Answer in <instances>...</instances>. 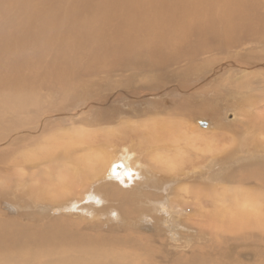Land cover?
Instances as JSON below:
<instances>
[{"label": "bare ground", "instance_id": "6f19581e", "mask_svg": "<svg viewBox=\"0 0 264 264\" xmlns=\"http://www.w3.org/2000/svg\"><path fill=\"white\" fill-rule=\"evenodd\" d=\"M261 11H264V0H73L72 3L69 0H0V110L6 108L4 110L12 113L23 111L18 115L24 113L25 116L29 106H43L45 100L39 90L44 89L48 93H58L57 101H63L65 104L72 101L74 105L68 110V107H71L69 102L63 109L61 107L62 110H53L49 114L51 117H56L59 113H70L71 118L73 114L87 108L91 113L86 111L87 117H78L77 120L88 125L102 121L112 122L123 113L144 115L142 109L151 110V113L154 110L173 111L171 115L170 112L165 113L166 116L161 119L149 118L146 123L138 122L139 132L134 130V134L128 129L134 126L130 121L121 122L116 128H111L120 129L119 132L124 130L127 134L125 139L133 136L137 146L145 143L154 146L152 151L155 154L149 151L142 156L146 165L141 163V154H136L137 152L128 146L122 145L125 147L120 146L116 150L110 148L109 143L112 144L114 139L121 142L124 140L120 135L111 134L114 130L103 128L91 136L93 142L100 141L97 148L95 147L96 150L90 151L91 153L84 152L77 156L67 152L68 154H59L57 157L54 152L56 160L52 159L54 161L48 163L46 168L39 167L41 172L33 170L34 166L29 168L36 172V178L23 175L13 179L11 189L3 191L2 195L13 197L17 203L0 201V208L7 206L12 212L18 209L19 218H5L3 211V215L0 213V264H264V208H261L263 196L243 188L244 182L249 179H256L264 186V143L256 141V128L247 126L242 134L232 132L233 138H227L226 141L223 135L219 137L218 134H212L215 145L207 141L205 150L201 148L200 152L194 144L197 138L192 136L190 144L194 153L189 152L191 155L189 154L187 159L197 153L201 154L200 156H206L212 151L213 154L214 151L216 153L220 149V140L232 146V151L229 150V155H226L228 162L225 159L221 164L224 166L223 170H220V167L219 171L215 168L216 158L212 155L207 157V164L194 167L198 175L197 180L201 181L202 178L201 185H198L199 182H192L190 185L183 183L182 177L186 174L185 169H182L186 161L185 154H162V150H158V147L165 143L163 140L166 136L180 135L183 125V128L186 126L185 115L198 111L196 108L188 111L185 104H180L184 101L179 99L190 100L192 108L200 106L197 103L200 99L196 90L202 86L208 87L222 70L231 72L230 68L234 67L238 68L236 72L247 69L264 72V59L260 58L264 57V54L260 57L252 53L250 55V52L244 51L246 48L240 47L257 43L256 39L264 42V27L259 28L260 23L264 25V12ZM238 49L244 52L240 53ZM202 55L213 56H210L213 63L205 61L209 62L210 66L202 63L201 66L196 65L194 59ZM173 63L186 68L169 74L166 81H160L162 84H148L146 81L147 86L133 85V72L150 74V70L151 75L153 71L168 72L167 67ZM101 71L132 72L126 77L122 75L127 74H120L121 84L128 87L117 88L118 84L109 86L107 82L105 86L108 90H117L99 99L98 94L92 96L93 94H89L91 88L100 90V84H84L85 80L82 81V78H91ZM247 73L251 72L247 70ZM78 82H82V86L85 85L80 93L82 86L79 87ZM168 82L173 84V88L165 96L159 94L164 96L163 100L147 98L152 93H164L166 90L161 92L160 85L165 86ZM109 99L121 103L118 107L114 105L115 102L112 105L105 103ZM100 100H104L103 105ZM93 103L95 106L92 107ZM96 104L99 108H95ZM95 109L97 113L93 114ZM219 113L213 109L208 113L212 121L210 124L214 129L226 131L229 126L220 121ZM34 117L23 118L19 123H30ZM224 117L231 120L235 114L233 111H227ZM199 121L200 119H196L195 124L201 128H209L208 122L203 126ZM192 123L194 122L190 123L191 126ZM192 130L198 133L197 129ZM262 132L264 133V130ZM100 134L102 141L99 140ZM47 138L51 141L54 139L53 135ZM79 141L81 142V139ZM243 148L244 157H238V151L241 152ZM40 150L35 147L33 151H26L22 156L23 160L29 164L30 161L33 163ZM120 151L122 154H119ZM2 154L6 153H0L1 169L5 167V156ZM52 155L51 152L47 156L51 158ZM72 157L79 162L78 165L75 166ZM256 158H261V162H256L257 165L250 167H247L248 163L242 166L238 163L251 159L255 161ZM9 159L11 160L10 157ZM69 159L71 161L68 164ZM229 159L230 166L233 164L235 169L225 175ZM24 169L21 170L23 173L26 172ZM0 179L4 181L7 177L0 174ZM222 180H226L225 183L217 188ZM135 181L144 185L139 189L132 188ZM125 188L126 191L123 190ZM133 194H137L140 203L149 202L143 197L147 194L153 198V203L146 204L147 207L137 203L139 209L129 202ZM187 194L194 198H191L192 205L188 203L189 212L183 211L179 204H187V201L185 204L180 198H186ZM87 199L95 203L101 200L100 202L104 201L106 205L100 208L95 205L90 207L89 204L94 203L86 204ZM116 201L121 204H114ZM109 202L113 204L111 208ZM47 211L54 216H49L51 214L48 215ZM71 211L79 212L80 218L83 214L92 218H104L106 221L121 214L120 218L114 219L117 227L131 226L134 229L139 227V230H153L160 244L164 234L172 242L169 246L175 250V256L172 258L173 252L165 250L160 244H154L151 234L140 236L137 229V233L127 230L124 231L125 234L118 236L109 233L87 235L86 232H80L75 226L77 219L67 215ZM47 215L51 219L40 222L43 216L48 218ZM202 215L209 216L210 221L202 219ZM187 218L194 219L186 221ZM94 221L97 224L102 222ZM178 221L195 227L196 231L205 237L210 236V242L202 247H191L186 241L177 244V237H180L177 231L182 229V226L177 224ZM208 224L210 233H206V230L203 232ZM222 226L226 227L227 233L235 235L236 242H230L234 236H229L228 241L225 238L219 243L214 241L219 232H215V228ZM186 232L195 231L186 228ZM179 249L188 250L189 254H184L185 252L178 251Z\"/></svg>", "mask_w": 264, "mask_h": 264}, {"label": "rangeland", "instance_id": "374dc122", "mask_svg": "<svg viewBox=\"0 0 264 264\" xmlns=\"http://www.w3.org/2000/svg\"><path fill=\"white\" fill-rule=\"evenodd\" d=\"M69 1H70V3H72L73 0H69ZM34 3H36V1ZM261 12H264V11H261ZM262 25H263V23H260L259 28L264 27V25L263 26ZM252 28H254L255 30L258 29L257 27H252ZM90 40H92V39H90ZM255 42H257V43H252V45H251V43H248V44H244L243 46H240V47L241 48H246V49H244V51H247V53L250 52L249 53L250 55L252 53V54H255V56L257 55V57L258 56L260 57L262 54H264V52H260V51H264V42L261 43V41H259L257 39L255 40ZM258 43L263 45V46L258 45ZM254 45H257L258 47L254 46ZM251 47H253V48H251ZM238 50H239L240 53L244 52L243 50H240V49H238ZM252 51H254V52H252ZM206 56H208V57H206ZM210 56L211 55H202V56H199V57L197 56V59H194V63L196 65H199V66H201V63H202V65L207 64L208 66H210V63H213L211 61L212 59L210 58ZM211 57H213V56H211ZM260 58L264 59V57H260ZM205 61H209L210 63L209 62H205ZM203 62H205V63H203ZM178 67L180 68L181 66L178 63H173V65L167 67V71L168 72H166L165 70H164V72H159V73L153 71L152 72L153 75H151V71L150 70H149L150 74H148L147 72H140V73L139 72H133V74H132V72H126V71H123V72L122 71L121 72H119V71H110L111 73L110 72L106 73V72H102L101 71V72H97L96 73L97 75L95 74V75L91 76V78L89 76H87V78L83 76L82 81L85 80V81H83L84 84H86V82L87 83L89 82L90 84H93V83L94 84L95 83L96 84H100V87H99L100 90H98L95 87H93V88H91V91L89 92V94H93L92 96H97V94H98L97 98L99 99L101 96H105L109 92H115L117 90V88H123L124 89V88L128 87V85H126V84H121L122 80H121L120 74H127V75H122V77L130 76L131 74H132V76H134V78L137 77L135 79L133 78V85L134 86H139V85L147 86L148 84H152V83H155V82H159V84H162V83H160V81H166L167 77H169V74H172V73L174 74L178 70H181V69L183 70L184 68H186V67L182 66L180 69H178ZM228 69L229 68H227V70ZM236 69H238V68H234L233 67V68H230L231 72H225L224 70L218 72L217 75L214 77L213 82L209 84L210 87L209 86L208 87L202 86L201 88H198L196 90V93H197V91L199 93V99H200V101H198L197 103L200 104L201 107L200 106H196V107L193 106V108H192L191 105H190L191 104L190 100H188L185 97H184L185 100H181L182 98L179 99V101H181V102L184 101V102H182L180 104H181V106H182V104H185V106L189 109L188 111H190V109H194V108H196L198 111H194V114H191V112H190V114L188 116L185 115V123L184 124L186 125L185 126L186 129L183 128L184 127V125H183V127L181 129V133L179 132L180 133V135H179L180 138H179L178 135H176L178 133L175 134L177 137L176 136L174 137L172 134L169 135L170 137L166 136V138H164V140H163V142H165V143L162 144L161 146H159L158 150L159 149L162 150V154H185L184 157L186 158V161L182 165V167H183L182 169H185L184 171H186L185 176L182 177L183 178V183L185 185L193 184L192 182H196L197 184L199 182L198 185L202 184V182H203L202 178H201V181H200V179L197 180L198 179L197 178L198 175H197V172L195 171L194 167H198L199 165L207 164L208 163L207 157L209 155L210 156L212 155V156H214L213 158H216L215 161H216L217 164L216 165L214 164L215 168L218 169L220 167L221 168L220 170H223L224 166H222L221 164L227 158L226 155L227 156L229 155V154H227L229 152V150L232 151V149H231L232 146H230L227 142L224 143V142H222V140H220L219 141L220 144L218 143V149L220 148L219 150H221V151L218 150L216 153L214 151L215 155L212 153L213 151L211 153H209V154L207 153L206 156L203 154L204 155V156L202 155L203 157L200 156L201 154L197 153L198 155L197 154L196 155L193 154L190 159H187L191 155L189 152L194 153L192 145L190 144L192 136H195V138H197V142L194 143V144L196 145L197 150L200 152L201 148H202V150H205L204 146H205V142H207V141H211V144L214 143L213 145H215L216 142L214 141V138H213L214 136L213 135H216V134H218V136L219 135L220 136L223 135L225 137L224 141H226L228 139H232L233 138L232 132L233 133H241L242 134L243 130H245V128L247 126H252L253 128H256V133H255L256 134V141L264 143V133L262 132L264 130V126H263V124H264V72H261L259 70H254V72H253L250 69H247L251 73H247L246 74L247 70H241L243 72H236ZM129 73H130V75H129ZM137 75L140 76V77L138 78ZM95 77H97V78L95 79ZM154 78H156V79H154ZM200 79H202V76L200 77ZM105 81H106V83H104ZM134 81H136V82H134ZM146 81L148 82V84L146 83ZM107 82L109 83V86L110 85L114 86V84H118V86H117L116 89L111 88L110 90H108L107 86H105L107 84ZM102 83H104V84H102ZM82 85H83L82 82H78V86L79 87L82 86ZM172 85L173 84L172 83L170 84V82H168L165 86L160 85L161 86L160 87L161 88V92H163L164 90H166V91H164V93H157V94L156 93H152V94L148 95L147 98H149L151 100H155V101L163 100L162 98L167 94V92L170 93L172 91V88H173ZM84 87H85V85L82 86L79 89V93L81 92V90ZM104 88H106L107 90L104 89ZM39 92L41 93V95L44 96L45 103L43 104V106L44 105L45 106L37 108V107H35L36 105H31V106L28 107L27 115H25V116H24V113L18 115L19 112H23V111H16V112L12 113V112H9L7 110H4L6 108H3V109L0 110V123H2V125H0V128H1L0 129V147H1L0 148V153H3V152L6 153L5 155L2 154L3 156H5V160L3 161L5 167H3L2 169L0 168V174L1 175H5L7 177V180H4V181L2 180L3 182L0 179V201H2V202L5 201V202H9V203L11 202V203H14V204L17 203V201L13 197H3V195H2L3 191H6L7 189H11L10 185H12L14 180H16L15 179L16 177H20V176L24 175L25 177L36 178L34 173H36L37 171L41 172L43 168H46V165L48 163L53 162L54 160H56V158L58 157L59 154H68L69 153V154H76L77 156H79V155L83 154L84 152L87 154L90 151L92 152V151L96 150V148H97L98 144L100 143V141L93 142L92 141L93 138L91 136L93 135L94 132L100 131L103 128L107 129L108 131L114 130L113 132H111V134L120 135V136H122V140H124V141L121 142V141H118V140L114 139L112 144L109 143V147L113 148V150H116V149H118V147H120L122 145H125V146H128L131 149H134L137 152L136 154H141V159H142L143 154L144 153H148L149 151L152 152V154H155V152L152 151V150H154L153 149L154 146H152V147L148 146L147 143H145L144 145H141V146H137V143L135 142L136 139L133 138V136L130 137L129 139H125L127 134H126V132L124 130H122V132H119L120 129L116 130V129H111V128H116V126L119 125V123H121V122L129 123V121H130V123L133 122V125H134V126H132L133 130H132L131 127L130 128L127 127V128L132 131V134H134V130L139 132L140 127H137V126H139L138 122L142 121L141 123H146L147 119H149V118H154V120L155 119H161L162 117L166 116L165 113H169L170 112L169 114L171 115V113L173 112L172 110L166 109L165 111L161 110V112H159L158 110H154V112L151 113V110L142 109V110H144L143 111L144 115L137 116V115H133L132 113L130 114V112L129 113H123L118 118L114 119L112 122H103L102 121V122L92 123V124L88 125L86 123H82L81 121L77 120L78 117H82V116L84 117V116L87 115V113H91V111H88L87 108H83L84 111L83 110L82 111L80 110L81 112L78 111L80 113H76L75 112L76 114H73L71 118H69L70 113L69 114H67V113H62L61 114V113H59L58 116L51 117L49 114L52 113L53 110H60L61 107L63 109L65 107V105L69 104V102H70V106L71 107H68V110H70L72 108V106H74V105L72 104V101L66 102L67 104H65V102L60 101V100L57 101V99L59 97L58 93H48V91L46 92L44 89L39 90ZM43 93H45V94H43ZM159 94H163L164 96L161 97V95H159ZM200 96H201V98H200ZM115 97H114V99H116ZM109 100H108L109 102L107 101L105 103H108V104L112 105L113 102H115L114 105L116 107H118L120 105V103H121V102L119 103L118 100H113V99H112L113 101L111 99H109ZM137 100H140V99L137 98ZM248 100L250 102H247ZM100 101H101V103L103 105L104 100H100ZM94 102L96 103L98 101H94ZM51 103H53V104H51ZM59 103H60V105H59ZM95 103H93L92 107L95 106ZM49 104H51V105H49ZM56 105H58V106H56ZM53 106H55V107H53ZM59 106H60V108H59ZM124 106H126V105H124ZM95 108H99V106L96 104ZM123 108H125V107H123ZM38 109H40V110H38ZM212 109L213 110H217L218 113L220 112L219 113L220 121H223L224 123H226L229 126L228 130H226L227 132L225 131V129H218V128L214 129L211 126L210 123L212 121H211L210 117L208 116V113L211 112ZM86 111H87V113H86ZM227 111H233L234 114H235V117L233 119H231V120L225 119L224 116H225V113ZM32 112H34V113H32ZM2 113H3V115H2ZM95 113H97L96 109H95L93 114H95ZM30 115H32V116H30ZM33 116H35L34 117L35 119L30 121V123H19V122H21L23 120V118H30V117H33ZM196 119H204L205 121H207L209 123V125H210L209 128H207V129L206 128H201L198 125H196L197 124V123L195 124V120ZM5 121L7 122V125H6ZM191 122H194V124L192 123V126L190 125ZM245 123H247V125ZM154 129L157 130L156 128H154ZM192 129H197V130L199 129L198 133L195 130H192ZM80 131H81V133H80ZM102 132H104V130ZM186 133H188V134H186ZM63 134H65L66 136H64ZM74 134H75V136H74ZM185 134H186V136H185ZM49 135L50 136L53 135L54 139H52V141L50 140V138H47V137H49ZM197 135H198V137H196ZM70 137H74V138H70ZM83 137H84V139H83ZM87 137H89V138H87ZM99 137H100L99 140L101 139V141H102V134H100ZM186 137L187 138L189 137V138L187 139ZM78 138L81 139V142L79 141ZM177 138L179 139L180 142L177 141ZM48 139H49V141H48ZM76 139H78V140H76ZM87 139H88V141H87ZM167 139H168L169 142H167ZM172 139H173V141H172ZM57 141H58V143H57ZM59 141H61V142H59ZM36 142L38 144H36ZM173 142H175V143H173ZM187 142H189V143H187ZM135 143H136V145H135ZM9 144H11V145H9ZM56 145H57V147H56ZM125 146H122V147H125ZM228 146L230 147L229 149H228ZM26 147H28V148H26ZM32 147H34V148H32ZM35 147L37 149L39 148V150L41 149L42 151L40 150L39 152H37V153H39L37 155L38 158L35 160L37 162L35 163V161H34L32 163L30 161V164H29L28 161L25 162L23 160L22 156H23V154H25L26 151L27 152L29 150L33 151V149H35ZM51 147L53 149H55L56 151L55 150L53 151L51 149ZM63 147H67V148H63ZM4 148H5V150H4ZM9 148H11L12 150L9 149ZM60 148H63V149L60 150ZM244 149L245 148H243V150H241V152L238 151V154H237L238 157H241V158L244 157V153H245ZM43 150H44V152L46 150V152H45L46 154L43 152ZM50 150H51V152L53 154L51 156V158H49L47 156V155L51 154ZM180 151H182V153ZM40 152H41V154H40ZM54 152L57 154L56 158H54V156H56V154H54ZM62 152H64V153H62ZM43 153L45 154V156H43L44 155ZM119 154H122L121 151L119 152ZM7 155H9L11 160L9 159V157ZM205 158H206V160H205ZM241 158H239V159H241ZM52 159H54V160H52ZM253 159H251L250 161H248V160L245 161L244 160L245 162H238V163L241 166H242V164L248 163L247 167H250L252 165H257L255 163L259 162L261 158H256L255 161ZM7 160H10L9 161L10 163L7 162ZM62 160H68V158H62ZM71 160L75 161V166L78 165L79 162L77 163V160L75 158H73ZM71 160L69 159L68 164L70 163ZM215 161H213V163ZM152 162L153 161H151V163ZM226 162H228L227 159H226ZM17 163L20 164V165L18 166ZM141 163L146 165V162L144 160ZM6 164H8V165L6 166ZM36 164H38V166H36ZM35 166H36V168H35ZM156 166H154L155 170H156ZM229 166H230V159H229V164L226 165L227 169H226V171H224L225 175H227L229 172H231L232 170L235 169V167L233 168V164L230 167ZM30 167H33L34 168L33 170H35L36 172H33V170H29ZM39 167H41L42 169L39 168ZM202 167H200V168L202 169ZM22 168H25L24 169L26 171V172L24 171L25 173H23L21 171ZM196 169H199V168H196ZM191 170H193L194 173ZM218 171H219V169H218ZM29 172H30L31 175L29 174ZM20 173H21V175H20ZM239 178H241V177H239ZM3 179H5V178H3ZM138 180L139 179H137L136 181H138ZM136 181H135L134 185L132 186V188L139 189V187H142L144 185L143 183H142L143 185H140V183H138L139 181L137 183H136ZM225 181L222 180L221 182H219V184L217 185V188H219L222 185V183H225ZM242 182H244V181H242ZM244 183H245L243 185L244 189H250L251 191H253V193L257 194L258 196H263V203H262V207L261 208H264V186H262L256 179H254V180L253 179H249V180H246ZM232 184H235V183H232ZM130 185H132V184H130ZM123 190L126 191L127 188H125ZM259 190H260V192H259ZM142 192L144 193L145 190H143ZM147 192H148V188L146 190V193ZM133 195L130 196L129 202L132 205H136L138 207L137 203H140V200H139L137 194L136 195L133 194ZM143 197H146V199H148L149 202L140 203V204H142V205L145 204V207H147L146 204L148 205L150 203H153L152 202L153 198L151 196H147V194H146V195H143ZM151 198H152V200H151ZM180 198H181V200L184 201L185 204H186V201H187L186 205H184L183 202H179L180 206H182L183 209H184L183 211L188 210V212H189V209H188L189 207L188 206H189V204L192 205L191 201L194 200V198H192L188 194L186 195V198L182 199L181 196H180ZM191 198H192V200H191ZM87 201H88V203H86V204H89V203L93 204L94 203L93 205L89 204L90 207L95 205L96 208H100L103 205H106V203L104 201L100 202L101 200H99V202H97V203H95L94 201L93 202H89V199H87ZM131 201H133V202H131ZM114 204L120 205L121 203L116 201V202H114ZM79 205H83V204H79ZM112 205L113 204L110 203L109 207L111 208ZM116 205H114V206H116ZM138 208L140 209V207H138ZM7 211H9L10 213H7ZM48 211H47L48 215L51 214L49 216H54L53 213H50ZM0 213L5 218L9 217V216L10 217L16 216V217L19 218L18 209H16L15 212L14 211L12 212V210H10V208L7 207V206H5L4 208H0ZM16 214H18V215H16ZM78 214H80V213L79 212H75V211H71L70 214L67 213V215L69 217H71V218L73 217V218L77 219L75 221L76 229L78 231H80V232H86L87 235L88 234L90 235V233L98 234V235H106V234L108 235V233H109L111 235H117L118 236V235H121V234H125L124 231H127V230L134 231L135 233H137V231L135 229L139 230V227H137V228L135 227V229L132 228L131 226H125V227L118 226L117 227V225L115 224L114 219L120 218L119 215H121V214H118V216L111 217V219L108 220V221H106L104 218H100V219L97 218V217L92 218L91 216H85L83 214L81 216V218H82L81 219L78 216ZM48 215H47V217H48ZM62 215H64V214H62ZM43 217L40 219V222H46V221H49L51 219L50 217H48V218H46L45 216H43ZM201 217H202V219H206L208 222L210 221L209 220L210 218L207 215H202ZM193 219L194 218H192V219L191 218L190 219L187 218L186 221H192ZM94 220H100L102 222H101V224L100 223L97 224L96 221H94ZM182 223H185V225H182ZM40 224H43V223H40ZM177 224L179 225V227L182 226V229H180V231L179 230L177 231L180 234V237H177V241H176L177 244H181V243H183V241H186V242L189 243V245H191V247H193V246H201L202 247L206 243L210 242V240H209L210 236L209 237H205V235H203L201 232H197L195 227L186 226V222L178 221ZM185 226H186L187 229L194 230L195 232L194 233L186 232ZM225 228H226L225 226H224V228H223V226L220 227V228H215V232L219 231L217 233V235H216L219 238L216 237L214 239V241L219 243L222 240H224V238L228 241L230 239V237L234 236V237L231 238L232 241H230V242L231 243L236 242L237 240L235 239V235L227 233ZM205 230H206V233L207 232L210 233L211 229H210V225L209 224L205 227V229H203V232H205ZM139 232H140L139 233L140 236L151 234L150 235L151 241H152V239H154V242L152 241L154 244H156V245L160 244L158 242V239H156L157 236L155 237V235H154L155 232H153V230H151V231L149 230L148 231V230H143L142 229V230H139ZM219 233H222V234H219ZM199 234H201V235H199ZM227 234H229V235H227ZM225 235H226V237H225ZM162 236H163V237H161L162 244H160L159 246L163 247L165 250L169 249L170 252H173V253H171L172 254V258H173L175 256V252H174L175 250H173L172 247L169 246L170 244H172V242H170L168 240V238L164 234H162ZM184 237H185V239H184ZM199 238H201V239L199 240ZM187 240H189V241H187ZM164 243H165V246H164ZM178 251L185 252L184 254H189V253H187L188 250L179 249Z\"/></svg>", "mask_w": 264, "mask_h": 264}, {"label": "water", "instance_id": "95a60500", "mask_svg": "<svg viewBox=\"0 0 264 264\" xmlns=\"http://www.w3.org/2000/svg\"><path fill=\"white\" fill-rule=\"evenodd\" d=\"M199 123H201L203 126H206L207 125V121H205L204 119H200V121H199ZM114 165H116V164H114ZM113 165V166H114ZM113 166H112V168H113ZM111 172V171H110ZM113 174V173H112Z\"/></svg>", "mask_w": 264, "mask_h": 264}]
</instances>
